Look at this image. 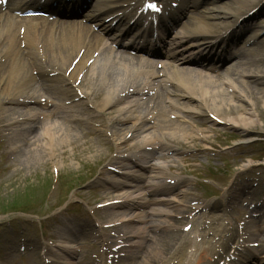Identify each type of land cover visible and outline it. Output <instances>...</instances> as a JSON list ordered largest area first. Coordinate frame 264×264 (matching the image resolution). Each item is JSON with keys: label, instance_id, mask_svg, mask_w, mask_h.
I'll return each mask as SVG.
<instances>
[{"label": "rangeland", "instance_id": "rangeland-1", "mask_svg": "<svg viewBox=\"0 0 264 264\" xmlns=\"http://www.w3.org/2000/svg\"><path fill=\"white\" fill-rule=\"evenodd\" d=\"M250 1H252V3H248L247 0H215L214 3H211V5L214 8L216 7L219 11L228 12L232 15L235 12L232 11L235 7L240 3H247L246 7L238 10L239 12L236 16L245 15L252 7L257 6L259 8V12L251 22L253 27L252 31L245 32L243 35L239 33V29L237 30V38H240L237 45L241 49L244 46H248L246 43H248L249 38L256 34V39L259 36V31H261L260 38L258 39V42L253 45V49H250L249 47V50H245V55L242 57L243 59L240 65H235L236 63H233L232 65L234 66L228 69V72L233 71V74L234 71H239L235 77L230 74H223L224 78L237 80V77H239L240 80L249 82V78L255 77L254 75H264V35L261 36V34L264 33V0ZM202 10L203 9H201V11ZM236 16L233 15V17L228 18L227 21L233 24ZM115 68L117 69L118 67ZM238 73H242V75ZM221 79L223 78H220V80ZM232 80L230 81L232 82ZM98 85L95 87L98 88ZM238 87L241 89L239 85ZM85 88L86 86L84 87V90L88 93ZM128 88L129 86L126 90ZM122 89L124 90V87H122ZM168 90L174 91L172 88H169ZM220 90L224 91V88H221ZM235 91H237V89H235ZM238 93L242 96L241 99H245L244 101L249 103L250 106L253 107V105H255V107L251 109L254 111L255 117L253 119H255L258 124L252 129V134L257 133L261 136H259L257 141L253 142L262 143L263 145H260L259 147L264 148V140H261V142L259 140L264 137V94L260 92L252 99L249 95L245 98V95L240 93V91H238ZM169 98L171 99L167 100L164 104V110L168 112V115L170 114L172 116L181 117L182 113L180 109H182V106L177 104L173 96H169ZM133 99L123 101L121 104H118L119 106L116 109L106 111V113H110V115H108L111 116L118 108L132 106ZM168 103L177 105V110L171 111L167 108L166 105ZM13 104L14 105L7 107L8 110H5L4 112L0 111V141L2 140L0 142V211L6 208L9 209L10 205L12 207L15 205L14 202H18L24 203L22 205L27 206V210L31 215H41L45 213L44 218L52 216L54 219L52 221L49 220L50 222L43 220V223L49 222V224L53 225L52 228H49L48 231H46V228L41 224V219L39 221L36 217L26 218L22 216L19 217L15 214H7L6 216L0 215V227L3 232L5 229L9 231V224L12 229L10 233L20 231L18 234L15 233V238L9 235L8 238L11 237L10 239L12 240L6 241V243L3 244L5 246V254L4 259H2L3 262L1 261L0 264H5V262L6 264H24L28 260L26 254L21 252L17 253L16 258L8 256L10 245L17 241L15 244L16 248L18 242L19 246L25 245L26 247V245L33 240L47 244L46 242H49L50 239L47 237H50V234L53 233L56 223L57 225L59 224L60 231L66 230L69 226L73 229L78 228L81 230L82 228H85V226L90 225L92 229L91 235H86L83 232L84 230H81L82 233H80L78 238H75L72 247V252L74 253L69 257L67 264H82V262H84L86 258L88 259L89 256L96 257V264L97 262L102 264V261H100L103 252L102 245H104L106 241L109 242L111 241L110 239H112V234H104L102 227L108 225L109 222L119 223L118 218H120L123 212H125L124 218L126 220L134 221L133 217L136 216L132 217L130 214L132 212L131 208L128 210L124 207L121 208L120 205L134 204V200H137L135 198L141 199L144 195V190H142V188L140 190H134V187H126L125 191L122 188L114 190L115 188L110 189L108 184L122 185L125 183V180L120 177L124 173L129 177H140L137 168L133 165L127 164L124 160L127 158L133 162L137 158L135 148L138 146H136V142L141 141L145 136H159L166 139L167 141H164L166 146H172L173 149H176L177 147L170 142L181 141V137L169 135L170 132L168 130H163L158 133L154 129H151L146 133L139 132V134H134L136 132L130 130L134 123H130L125 125L126 127L128 126L127 129L123 128L120 130L118 138L115 136L109 138L106 136L107 132L105 131H97L96 133H93L92 126L96 124L93 119L95 116L94 114L89 113L90 115H86V113L81 112L80 115L74 113L73 116L68 114L66 117L70 121L69 123L57 118L61 121L60 123L58 122L59 125L57 124L60 127V132L57 137L64 138V134L66 139L63 140V142L57 141L54 149H52V154L50 150H47L48 148L46 146L44 131L40 130L39 135L36 138H31V140H29V143L31 144L29 151H31L33 159L29 158L22 163V161L20 162L19 157L16 156L15 148L20 147L24 141L25 130L30 123L26 120L27 116H33L32 121H35L39 112L37 110H28L24 106H16V103ZM50 104L52 105V103ZM83 104L82 108L85 109L86 101H83ZM50 108L51 107L45 108L46 110L44 109V111L49 112ZM135 112L137 116H150V111L145 106L140 107ZM108 115L107 117H109ZM113 116L117 117V115ZM105 118L104 113V121ZM18 119H20V123H17L16 120ZM187 121L188 120H182L181 122L187 124ZM50 123H52V121H46L42 125L45 126ZM2 128H5V131H3ZM223 130H227L229 134L224 137H218L217 142L225 147L227 155L215 158L218 161L217 164H219L218 172L230 171V177H225L223 175L213 176L212 173L202 171L196 167L199 165V162L202 163V161H204L203 156H200L198 160L196 158L192 162L189 160L188 163H181L180 159L189 155V151L179 152L178 157H176L175 161L171 164L168 163L169 161L161 162V164L159 162V164L163 166L162 173L164 178L174 179L177 177L178 181L185 183L178 189V194L169 198L172 202L171 204H180L181 206H169L170 204L168 203H170V201L168 200L165 205L153 206L146 211L153 212L157 215L153 221V226L157 225L158 227H166L164 232L168 234V237L175 241V246L183 243L184 239L188 238V235H190V231H183L185 225H188V223H195V221L197 223L201 221L202 213L199 210L203 207L204 203L213 201L212 199H206L208 198V195L218 198V201L214 203V205L212 204L209 206V210H213L212 214H214L217 219L213 225V227L216 226V230H219L222 225L228 224V227L239 228L238 231L241 232L240 229L245 228V224L248 223L250 226H254V223L257 221V218L249 216L246 211H250L249 208L254 207L256 204L259 205V201L260 203L264 202V200H260L264 197V192H259L253 197L250 193L243 191L240 187L241 184H244L243 176H246L250 172H241L240 166L241 164H245L247 160L251 161L253 158H259V155L264 156V151L257 150L258 146L256 144L245 145L244 143H241V141H237L239 138L238 135H236L235 140L234 136L236 133L234 131H232V133L229 129L221 128V131ZM86 132H90L89 134L91 135L85 136ZM129 134H131V137L127 139V144L132 146L133 150L126 151L123 149V146L119 145V143L122 140H126L125 137ZM211 136H213V134L207 135V137ZM243 141L249 142L250 140L244 139ZM238 144L240 145L238 146ZM113 157H120V159H116V164L110 166L114 173L109 174L104 167L110 163ZM213 160V162H215V159ZM260 162H262V160H260ZM168 165H172V167L175 168L174 171H167L166 168ZM123 167L126 170H124ZM259 167L260 166H254L255 169H258ZM257 171H261L264 176L263 170L259 169ZM148 174L149 173L144 176H148ZM237 175L239 177L235 179V176ZM145 182L146 181H141L139 183L143 186ZM89 185H91V187L87 190L86 186ZM257 195L258 199L255 200ZM116 200H119V202L116 203V205L112 204V202ZM104 203H111L112 205H109L105 208L107 210L104 211L102 210L103 208L99 209L97 207ZM60 205H62V207L58 208ZM66 206L67 208H65ZM244 206L247 207V210ZM16 209L21 211L25 210V208L18 206ZM61 209H66V214H58V211ZM254 210H258L257 214H264V204L259 207H254ZM161 214H164L166 217L162 219L159 217ZM193 214L195 216L192 219ZM169 216H171L172 219H170ZM7 217H12L9 220V224H7ZM182 217L187 220L184 221ZM176 218L177 221L174 222L173 219ZM180 218H182V220ZM27 219L35 222L29 223L26 221ZM132 224L133 223H131V225ZM22 227H24L23 230ZM55 232L58 234L57 231ZM128 232L127 235L133 237V234L136 231L134 229V233L132 234L129 229ZM57 242L58 240H56L55 244ZM169 250L170 248H168L163 255L160 254V258L162 259L156 264H168L170 261L169 256H172L175 247L172 248L170 252ZM16 252H19V250ZM158 253L159 252L157 251V254ZM1 254L0 246V257H2ZM45 260H48L53 264L51 258L48 257L43 259L41 256L37 257L32 264H47L44 262Z\"/></svg>", "mask_w": 264, "mask_h": 264}, {"label": "bare ground", "instance_id": "bare-ground-1", "mask_svg": "<svg viewBox=\"0 0 264 264\" xmlns=\"http://www.w3.org/2000/svg\"><path fill=\"white\" fill-rule=\"evenodd\" d=\"M51 1L52 0H17L11 7V10L6 12L4 16H2L3 10L2 8H0V97H2V99L0 100V110L4 112L5 108L3 109V104L11 103L12 101H14L13 98H9L10 95L25 94L24 89L28 88L35 91L40 89L46 94L59 93V95L64 96V98H66L67 100L73 99L77 93L75 92L73 82L69 83V90L66 93H62L60 89L55 86L52 88L47 87L43 82V77H45L46 75V72L43 71L44 66H48L51 69L53 67H57L59 68V71H64L69 66H71V64L73 67V71L70 76V81L77 80L80 74L83 73L84 85L92 90V100L99 103L98 105H96L99 111L102 112L103 110L113 109L126 97V95H118L120 94V88L135 83V79L130 82V79L126 78V76L132 78V76L134 75L133 70L131 72H127V75L125 74V71H121L119 69L115 70V68L107 71L105 68L106 61L109 59L113 61L110 55L115 54L114 60L117 59L118 63H127L132 66L136 64L138 66H145L149 69H153V63L149 61L145 62V60H142L139 57L128 58L123 53L115 52L113 54L111 49L104 48L97 32L92 29L93 27L87 24H81L79 22L71 23L68 21H55L53 23H49L41 19V23H33L32 21L37 19H19L14 18V16L11 14V12L20 13L26 9L35 8L38 6H42L51 14L65 13L64 10L50 6ZM128 1L129 0H105L103 2L104 7L98 8L96 10L97 15L88 19L90 21L96 20L97 18L106 14L110 7H118L121 9L127 8ZM78 2L79 0L69 1L75 13H77V8H80L77 5ZM196 3V1H191L188 2L187 5L190 8H195ZM64 4L66 3L64 2ZM246 5L247 3H240L237 6V10H241L242 8L246 7ZM231 15L232 14L227 12L222 13L216 9L208 10L206 16H197V22L191 23L190 27L195 24L193 31H196L190 34L195 38L200 36L201 34H205L203 33V30L208 31L209 28L214 27L212 24L206 21L214 18H226ZM187 25H185V27ZM190 27L187 28L189 29ZM17 28H24V33L21 36V40L20 36H17L15 34ZM20 42L24 43V49L20 48ZM94 51H96L97 53L100 52L103 55L105 53L110 54L107 57H104L105 64L101 66V70L99 69L100 72H98L97 74H95L98 66L97 64H99V60L102 57L94 60ZM90 59L93 61L90 65H87ZM187 70L188 69L180 68L178 70L171 71L172 73L170 75L173 77V80L178 82L179 85L174 86L176 88L178 87L181 90V97L186 100L185 103H187V101L191 102L193 98H195L196 100L195 112L197 113H191L192 117L188 119L189 122H191V125L188 127H183L180 125V123L172 122L167 118V113L161 107L163 96H165L167 92L165 90H160L156 93L155 96L149 98L151 104L153 105V108L157 111V113H155V116L152 117L155 121V124H153L154 128L158 130H169V132L171 131V135L175 134L181 137H185L188 139V143H191L194 147L198 148L200 146L199 143L207 141V139L203 136L204 131H206V129L210 132L214 131V124H212L214 123V120H212V118L227 124L229 127L239 128L241 132L244 133L247 132L248 129H252L253 127H255L256 123L255 120H253L255 116L253 109H251L255 107V105H253V107L250 106L249 103H246L244 101L245 99H241L242 97L234 94L232 91L234 89L231 85L239 84L243 90H240V92L245 95V98H247L249 95L253 99L260 92L264 94V88H262L264 87V77H254L253 82L250 84L249 82H239L238 80H235L233 83H231V85H224V82L228 83L230 82V80H212L211 77L205 76H200L198 77V79H195ZM33 71H37L36 79L40 81L37 82V85L34 83L36 79L34 76H32ZM137 71L136 76L139 75V72L137 73ZM151 76L154 77L155 74H152ZM26 77H28L27 81L24 79ZM96 79L100 80V85L97 90L94 89V86H96ZM24 82V89L17 90ZM145 86H148L147 92L155 90L151 89V85ZM222 86H225L226 88L224 91L220 90ZM15 87L17 88L15 89ZM227 91H230V93L232 94L231 97L226 94ZM132 94H141V91H139L136 87V89L133 90ZM142 95L144 94H141V96ZM123 110L125 111L124 113L127 114L125 118L120 119L118 118V116L112 117L109 118L107 123L100 122L98 127L106 129L107 131H112L116 127H124L128 123L134 122L137 123V125L133 126L132 129L134 128V130H143L147 128V121H152L151 118L146 120L145 117L141 116L133 117L131 115L133 111L132 107H129L128 109H121L118 111V113L121 114ZM52 116H55V118L61 117L60 113L57 112L54 115H44L43 118L46 120H51L53 119L51 118ZM198 116L201 117L200 122L194 119V117ZM59 128L60 127L55 123H50L49 125L45 126L43 125L41 128L38 123H35L31 128H29L26 132V139H24L21 147H19L16 151V156L19 157L20 162L22 161L23 163V161H27V159L29 158L33 159V157L31 156V151H29V147H31V144L28 140H31V138H36L39 135V129L44 131V135L46 137V146L48 148L47 150H50L52 154V149H54L57 141L63 142V140L66 139L64 134V138L57 137L60 132ZM194 128L201 129L199 138L191 135L194 132ZM154 144L157 146V150H161L164 148V145L158 138L144 141L141 143L142 146L140 147H143V145L153 146ZM125 147L128 148L129 146L126 145ZM183 147L185 146L183 145L182 148ZM169 192L171 191H159L153 192L152 194H164ZM113 228L111 229L114 230ZM148 232L151 235H148L146 233H143L142 235L140 234L142 242L139 243V245L135 248V251L127 257L128 260H138L136 261V263L139 264H155L162 259L160 258V254L163 255V253H166L168 248H174V240L168 237V235L164 232L157 231L154 228L149 229ZM222 232H214L211 237L212 243L208 246L198 245L195 244V242L193 243L191 241H186L181 245V247L177 251V254L171 259V264L225 263V256H228V253H231L232 249L224 251V246L227 243L228 239H226V242L223 243V235L226 230L223 234ZM65 236L67 237V234H65ZM65 236L61 235V237H59L61 241L62 239H67ZM216 244L220 245L221 250L224 251L223 253H220L217 250V247L219 246H217ZM188 249H192V253L189 258L187 256ZM58 250L61 252V254L63 253L65 255H68L67 251L62 252V249L60 248ZM157 251L159 252L158 254ZM68 256H70V254ZM59 260L65 261V258H62L60 256ZM28 264H31V261H29Z\"/></svg>", "mask_w": 264, "mask_h": 264}, {"label": "snow or ice", "instance_id": "snow-or-ice-1", "mask_svg": "<svg viewBox=\"0 0 264 264\" xmlns=\"http://www.w3.org/2000/svg\"><path fill=\"white\" fill-rule=\"evenodd\" d=\"M0 2H3V0H0ZM148 7L152 8V9H155V5L154 4H149Z\"/></svg>", "mask_w": 264, "mask_h": 264}]
</instances>
